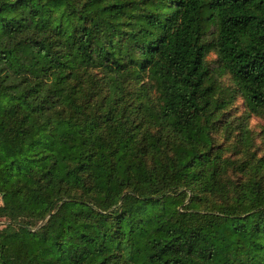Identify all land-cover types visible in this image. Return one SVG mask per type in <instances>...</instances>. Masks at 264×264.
Returning <instances> with one entry per match:
<instances>
[{
	"label": "trees",
	"instance_id": "1",
	"mask_svg": "<svg viewBox=\"0 0 264 264\" xmlns=\"http://www.w3.org/2000/svg\"><path fill=\"white\" fill-rule=\"evenodd\" d=\"M251 116L264 0H0V264H264Z\"/></svg>",
	"mask_w": 264,
	"mask_h": 264
},
{
	"label": "rangeland",
	"instance_id": "2",
	"mask_svg": "<svg viewBox=\"0 0 264 264\" xmlns=\"http://www.w3.org/2000/svg\"><path fill=\"white\" fill-rule=\"evenodd\" d=\"M217 57L214 53H211L208 61L214 65ZM232 112L231 114L233 117L239 118V119H246L248 116L247 108L241 98H238L235 104L232 107ZM249 125L250 128L254 131L255 134H259L261 131V128L264 126V120L262 118L256 117V116H251L249 119ZM217 137L219 139V143H224L225 141V136L223 133L219 132L217 134ZM259 144V140H258ZM5 201H4V196L0 194V206H4ZM4 220H0V225L4 224Z\"/></svg>",
	"mask_w": 264,
	"mask_h": 264
}]
</instances>
